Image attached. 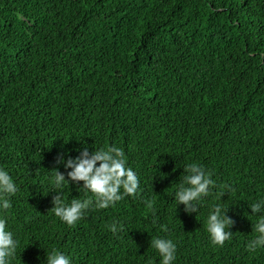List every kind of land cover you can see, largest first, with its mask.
Segmentation results:
<instances>
[{
	"label": "trees",
	"instance_id": "16d2710c",
	"mask_svg": "<svg viewBox=\"0 0 264 264\" xmlns=\"http://www.w3.org/2000/svg\"><path fill=\"white\" fill-rule=\"evenodd\" d=\"M110 145L139 189L67 225L47 192L68 171L59 154ZM187 163L216 181L197 213L175 208ZM0 167L18 186L0 211L19 240L9 264L53 248L72 264H161L157 236L177 244L174 264H264L246 247L264 199V0H0ZM218 202L234 221L222 246L206 230Z\"/></svg>",
	"mask_w": 264,
	"mask_h": 264
},
{
	"label": "clouds",
	"instance_id": "9594fccd",
	"mask_svg": "<svg viewBox=\"0 0 264 264\" xmlns=\"http://www.w3.org/2000/svg\"><path fill=\"white\" fill-rule=\"evenodd\" d=\"M57 163H63L68 171L65 174L53 168L55 171L50 177L47 192L55 190L51 210L69 226L75 225L88 209L107 208L125 196L134 195L139 189L137 172L127 165L124 150L115 145L91 152L85 146L74 157L60 153ZM183 169L185 174L179 178L174 192L175 208L183 203L186 212L197 213L204 198L214 191L216 181L212 178V173L199 163H187L183 165ZM70 181L77 185L78 191L86 194L85 198L73 199L70 202L63 199V189L66 185L69 186ZM231 190H234L231 184H224L218 193L219 199L222 200L221 196L225 191ZM17 192L18 186L13 177L5 168L0 167V211L12 207L11 197ZM228 206L229 204L214 203L206 217V230L214 245L222 246L226 240L232 238V231L229 229L234 221L226 214ZM250 207L251 213L259 215L252 227L256 233L255 238L250 239L246 247L255 252L257 249H264V199L257 200ZM108 227L113 233L123 228L119 221H114ZM150 243L157 251L161 264H174L177 258V244L172 238L157 236ZM18 246L19 240L7 228V220L0 216V264H9V261L16 257ZM41 264H72V260L63 251L53 248L47 252Z\"/></svg>",
	"mask_w": 264,
	"mask_h": 264
}]
</instances>
